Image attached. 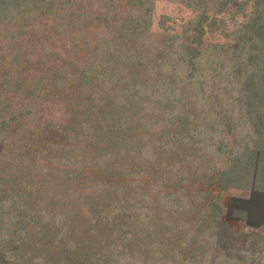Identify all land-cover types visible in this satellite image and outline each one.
I'll return each mask as SVG.
<instances>
[{
    "label": "trees",
    "instance_id": "trees-1",
    "mask_svg": "<svg viewBox=\"0 0 264 264\" xmlns=\"http://www.w3.org/2000/svg\"><path fill=\"white\" fill-rule=\"evenodd\" d=\"M40 1L42 0H0V20L11 21L18 14L24 16L27 8L36 7ZM208 1L214 5V12L217 14L211 15L208 5L195 7L190 3L187 7L192 8V13L182 15L184 19L182 18L180 25L173 22L175 27L166 26L160 32L165 34L164 52L174 62L171 67L173 73L172 70L165 72L153 83L134 76L133 83L129 84L125 78V87L117 89V94L121 96L118 101L114 95L108 94L107 99L106 96L97 99L100 105L95 102V108H99L97 112L86 110L85 115L95 116L94 120L83 118L81 121L82 116L79 115L82 112L75 109L74 117L77 119L65 127L63 134L75 132L76 137L72 140L75 138L74 141L80 146L74 147L68 143L61 153L55 151L52 154L53 162H60L65 166L60 171L56 169L57 173L65 174L70 182L77 177L84 179V192L87 193L79 197H86V205L96 209L95 215L99 214L101 220L105 221V231L103 227H98L100 222L93 226V219L92 224L88 225L87 214H83L81 218H70L65 214L51 213L52 202L49 198L47 201L42 192L43 187L49 184L44 177L38 180L41 186L35 190L42 189L36 191V198L32 194L23 193L25 186H33V179L30 178L32 172L27 173L31 167L22 164L14 166L12 163L10 169L14 170L13 175L0 176V264H171L172 256L180 262L183 252L177 249L169 251L168 244V250L163 251L165 242L162 240L153 250L155 254L151 258L149 256L152 252L149 256H131L132 254L118 248L121 245L118 240L126 238L119 235L129 227L127 220L137 222L135 217H140L137 215L140 208L145 213V219L150 216L146 206L138 203V199L146 197L144 187L147 182H138L140 186L136 189L127 182V177L135 178L139 175L132 168L137 163L135 157L134 162L128 166L117 158L127 145L131 147L128 152L135 148L146 160L152 155L156 156L153 159L156 166L163 165V160L166 161V168L174 172L170 181L183 183L191 180V187L194 183L192 194L195 193V198L192 201L187 202L178 192L169 194L166 200L171 211L175 208L182 210L184 207H200L201 212H197L200 218L192 220L194 226H203L205 218L214 212H217L218 217L222 215V192L225 193L230 188L254 189L264 193V0H254L249 16L241 6L237 7L236 12L247 16L248 20L239 24L235 29V38L226 43L206 39L211 30H218L225 23L218 14H230L222 9L223 0ZM136 4L137 7H144L145 12L142 16L134 15L126 20L125 31L127 29V33L137 34L136 37L141 36L143 39L153 32L161 31H152V22L146 20L153 10L148 0H136ZM186 16L189 18H185ZM121 59L123 61L125 57L121 55ZM139 59L142 64L146 63V60ZM162 66L165 69L170 67L168 62H164ZM102 70L98 73L99 78L104 74L105 78H113L111 75H114L117 68H108L107 64H103ZM119 84L117 88L120 87ZM211 84H217L212 93H216L218 99L206 96ZM235 85L237 94L234 93L235 88L232 93L236 95L235 101L242 105V110L238 111V117L233 118V102L228 91ZM134 93L143 96L145 105L151 103V99L153 103L156 101L154 104L169 111L172 123L170 121L162 131L168 141L161 142V145L159 141L155 143V155L151 150L152 146L139 141V128L127 125L138 122L139 119L135 120L123 113L122 106L119 108L125 97H134ZM82 105L84 102L79 106ZM11 119L14 120L13 117ZM6 122L3 118L0 119V124L5 125ZM85 149H92L89 151L90 156L80 161L85 155ZM186 149H189L188 153L198 151L193 156H186L188 162L180 157ZM200 149L207 150L213 168L205 169L200 166L198 160L204 157L199 154ZM74 152H77L76 158L73 156ZM191 159L192 165L189 163ZM148 163L151 162L144 164ZM186 167L189 177L185 176L183 170ZM44 169L48 167L44 166ZM91 169L96 173L88 171ZM155 172L152 169L142 173L152 183ZM200 176H205L204 180ZM143 184L145 185L142 186ZM181 191L184 192L183 189ZM75 192L76 190L73 194ZM127 192V197L131 199L132 195L133 198L131 203L129 199L126 204L123 197ZM240 211L247 213L246 209ZM178 212L175 210L173 213L177 215ZM115 216L122 218L117 220L118 217ZM177 222L178 218L176 224ZM168 223L173 226L175 222ZM186 224L182 221L181 229ZM259 242L257 241L263 246L264 236ZM255 254L252 259L256 258ZM190 257L194 259L198 255L191 254ZM258 264H264V259Z\"/></svg>",
    "mask_w": 264,
    "mask_h": 264
},
{
    "label": "rangeland",
    "instance_id": "rangeland-1",
    "mask_svg": "<svg viewBox=\"0 0 264 264\" xmlns=\"http://www.w3.org/2000/svg\"><path fill=\"white\" fill-rule=\"evenodd\" d=\"M148 3L153 10L146 20L152 22V31H161L153 32L145 39L136 37L137 34H131L130 31L127 33V29L125 31L126 20L134 15L142 16L145 12L144 7H137L136 0H42L36 7L27 8L24 16L18 14L19 16L11 21L0 20V119L7 121L5 125L0 124V176L13 175L14 170L10 169L12 163L14 166H30L29 171L24 167L27 173L32 172L30 178L33 179V186H25L23 193L32 194L36 198V191L42 189L41 187L35 190L41 186L38 180L44 177L49 184L43 187L42 192L47 201L48 198L51 200L53 214L61 213L70 218H81L83 214H87L88 225L92 224L93 219V226L100 222L99 228L105 223L99 214L95 215V208L86 205V197H79L87 193L84 192V179L77 177L70 182L65 174L55 171L65 166L51 160L52 154L55 151L61 153L68 143L74 147L80 146L74 141L75 138L72 140L76 137L75 132L63 134L65 127L77 119L74 117L75 109L82 112L79 115L82 116L81 121L83 118L94 120L95 116L85 115L86 110L97 112L99 108H95V102L98 103L97 99H103V96L107 99L108 94L114 95L118 101L121 96L117 92L125 87V78L129 84L133 83L134 76L139 80L145 79L142 80L144 82L148 80L153 83L163 73L171 70L173 73L171 67L174 62L172 57L164 52L165 34L160 32L164 31L166 26L175 27L173 22L180 25L183 18L181 16L192 13V8L187 7L190 3L195 7L208 5L209 13L217 14L214 12V5L209 4L208 0H148ZM253 5L254 0H223L222 9L230 14H218L225 23L220 29L211 30L206 39H217L224 43L233 40L235 29L241 22L248 20L247 16L236 12L237 7L241 6L249 16ZM185 18L188 19L189 16ZM179 28L181 30L180 26ZM121 55L125 60L122 61ZM139 58L146 60V63L142 64ZM164 62H168L170 67L163 68ZM103 64H107L108 68H117L114 75H111L113 78H105V74L98 77ZM216 86L217 84H211L206 96L218 99L216 93H212ZM234 88V93L237 94L235 85L230 87L228 96L230 95L233 102L231 114L236 118L239 116L238 111L242 110V105L235 101L236 95L232 93ZM134 95L122 98L124 100L119 108L122 106L123 113L135 120L139 119L138 122L132 121V124L127 125L139 128L141 139L138 140L142 141V144L152 146L151 150L155 155V143L159 141L161 145L168 141L162 131L171 121L169 111L154 104L155 100L153 103V100L149 99L151 103L145 105L142 95ZM82 102L84 105L80 107ZM128 149H131L129 145L116 157L127 166L134 162L135 157L137 163L132 168L135 172L138 171L136 174L139 175L134 176L135 178L127 177V182L133 189L138 188L139 183L147 182L142 185L146 186V197L138 199V203L146 206L150 216L145 219V213L140 208L137 210L140 217L134 216L137 222L127 220L129 227L119 235L126 238L118 240L121 244L118 248L121 251L128 252L131 256H149L152 252L149 256L151 258L155 254L153 250L162 240L165 242L163 251L168 250V244L169 251L177 249L183 252L180 262L171 255V264H258L264 259V244L259 245L264 236L263 192L240 188H230L225 193L222 192L223 211L220 219L217 212H214L205 218L203 226L197 227L192 225V220L200 218L197 213L201 212L200 207H184L182 210L175 208L171 211L166 204L168 195L175 192L184 196L187 202L192 201V198H195V193L192 194L194 183L191 187V180L183 183L170 181L174 172L166 168V161L163 160V165L156 166L153 162L156 156L152 155L146 160L135 148L132 153L128 152ZM85 150V155L80 161L90 156L89 151L92 149ZM188 150L180 156L186 162L187 155L193 156L198 152L195 150L188 153ZM200 153L204 155L198 160L200 166L205 169L213 168L207 150L200 149ZM76 155L77 152H74L75 158ZM191 161L192 159L190 165L193 163ZM146 162L152 164H144ZM44 166L48 169H44ZM152 169L156 172L151 183L150 178L142 172H150ZM187 169L186 167L183 170L185 176L189 177ZM88 171L96 173L94 169ZM200 177L204 180L205 176ZM74 190L76 192L73 194ZM128 194L125 193L123 197L126 204L130 199ZM239 209H246L247 213ZM175 210L179 211L177 215L173 213ZM115 218L119 220L122 217ZM182 221L187 224L181 229ZM168 222L175 223L172 226ZM178 224L181 225L178 227ZM110 238L115 239L114 236ZM245 251L248 252L244 253ZM254 253L256 258L252 259ZM191 254H197L198 257L192 259ZM247 256L249 259H246Z\"/></svg>",
    "mask_w": 264,
    "mask_h": 264
}]
</instances>
